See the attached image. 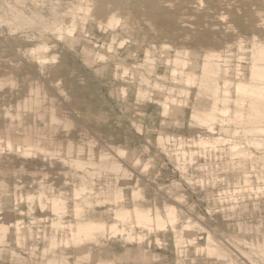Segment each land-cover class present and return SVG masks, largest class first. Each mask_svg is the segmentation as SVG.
I'll use <instances>...</instances> for the list:
<instances>
[{
  "label": "rangeland",
  "instance_id": "rangeland-1",
  "mask_svg": "<svg viewBox=\"0 0 264 264\" xmlns=\"http://www.w3.org/2000/svg\"><path fill=\"white\" fill-rule=\"evenodd\" d=\"M123 1L0 0V264H264V0Z\"/></svg>",
  "mask_w": 264,
  "mask_h": 264
},
{
  "label": "bare ground",
  "instance_id": "bare-ground-1",
  "mask_svg": "<svg viewBox=\"0 0 264 264\" xmlns=\"http://www.w3.org/2000/svg\"><path fill=\"white\" fill-rule=\"evenodd\" d=\"M97 2H98V0H96ZM100 1V0H99ZM112 1V0H111ZM115 1V0H114ZM136 1H144V0H136ZM146 2H150V0H145ZM182 1V0H181ZM122 2H125V1H123L122 0ZM178 2V1H177ZM132 3V2H131ZM133 3H134V0H133ZM97 5H99L98 3H97ZM104 5H105V3H104ZM100 6H102V5H100ZM118 6V5H117ZM125 6V5H124ZM124 6H123V9H124ZM181 6V5H180ZM183 6H184V4H183ZM93 7V6H92ZM97 7H99V6H97ZM96 6H95V8H97ZM94 8V9H95ZM117 9H118V7H117ZM123 9H121V10H123ZM101 10H102V8H101ZM125 10V9H124ZM98 12V11H97ZM104 12V11H103ZM98 14V13H97ZM104 15V14H103ZM97 16V15H96ZM102 16V15H101ZM98 17V16H97ZM260 17H262V16H260ZM259 17V18H260ZM104 18V17H103ZM260 20V19H259ZM263 20V19H262ZM66 22V21H65ZM261 23H262V21H261ZM71 26V25H70ZM69 28V27H68ZM43 46V45H42ZM44 46H45V44H44ZM44 48V47H43ZM263 54V53H262ZM41 56V55H40ZM11 60V59H10ZM192 61V60H191ZM260 69H258V71H259ZM261 70H263V69H261ZM264 71V70H263ZM264 73V72H263ZM264 78V77H263ZM32 86V85H31ZM241 88V86L240 85H238V89H240ZM259 88H260V86H259ZM263 88H264V86H263ZM262 90V89H261ZM255 91V90H254ZM254 93V92H253ZM42 132V131H41ZM12 134V133H11Z\"/></svg>",
  "mask_w": 264,
  "mask_h": 264
}]
</instances>
